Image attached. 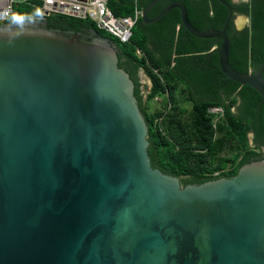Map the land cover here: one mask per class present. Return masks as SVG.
<instances>
[{"label":"water","instance_id":"1","mask_svg":"<svg viewBox=\"0 0 264 264\" xmlns=\"http://www.w3.org/2000/svg\"><path fill=\"white\" fill-rule=\"evenodd\" d=\"M158 1L145 23L178 8L189 33L220 40L222 73L264 99V62L229 64L231 12L201 31L178 1L147 18ZM73 33L0 28V264H264V159L181 187L151 165L115 50Z\"/></svg>","mask_w":264,"mask_h":264},{"label":"trees","instance_id":"2","mask_svg":"<svg viewBox=\"0 0 264 264\" xmlns=\"http://www.w3.org/2000/svg\"><path fill=\"white\" fill-rule=\"evenodd\" d=\"M107 1L117 16L134 11V0ZM151 1L136 0V5L143 9ZM173 1L185 6L189 21L201 31L221 29L232 13L226 33L229 64L234 70L255 72L264 62V0H159L147 18ZM36 11L19 6L4 24L19 23ZM237 14L249 17L241 29L234 24ZM43 24L38 26L75 33L100 30L92 21L64 15L48 16ZM109 39L117 46L118 66L133 81V94L148 128L147 152L153 167L178 176L182 184H199L227 176L230 171L236 174L243 164L264 159V99L253 87L222 73L214 48L220 44L218 38L189 33L175 7L155 22L139 18L128 42ZM140 68L151 81L145 97L138 78ZM181 98L188 101V107L180 104ZM214 105L222 107L217 120L208 112Z\"/></svg>","mask_w":264,"mask_h":264},{"label":"built area","instance_id":"3","mask_svg":"<svg viewBox=\"0 0 264 264\" xmlns=\"http://www.w3.org/2000/svg\"><path fill=\"white\" fill-rule=\"evenodd\" d=\"M22 5L37 11L33 16H23L21 22L42 23L51 15L89 20L98 29L106 31L122 43L129 41L131 30L141 16V10L136 5L132 15L117 16L109 8L107 0H0V25L13 14L15 8ZM137 53H140V50H137ZM153 71L158 74L157 69ZM208 112L222 114V108L209 107Z\"/></svg>","mask_w":264,"mask_h":264},{"label":"flooded vegetation","instance_id":"4","mask_svg":"<svg viewBox=\"0 0 264 264\" xmlns=\"http://www.w3.org/2000/svg\"><path fill=\"white\" fill-rule=\"evenodd\" d=\"M42 25H44V24H42ZM1 27H36V28H39V26H38V24L37 23H26V22H19V23H16V24H9V23H7V24H4L3 26H1ZM0 27V28H1ZM60 31V30H59ZM78 33H81V32H78ZM73 34H76L75 32L73 33ZM81 34H84V35H88V36H90V37H92V38H95V39H98V40H101V41H104L105 43H108V45H110L115 51V54H116V56H117V46H116V44L112 41V40H110L109 38H107V37H105V36H103V35H101V34H91V33H89V34H87V33H81ZM104 39V40H103ZM138 78H139V83H140V87H141V89L144 87V85H143V81L141 80V76H140V74L138 73ZM262 150L264 151V147H262ZM181 183V182H180ZM181 185V187H183V186H185L186 184H180Z\"/></svg>","mask_w":264,"mask_h":264},{"label":"rangeland","instance_id":"5","mask_svg":"<svg viewBox=\"0 0 264 264\" xmlns=\"http://www.w3.org/2000/svg\"><path fill=\"white\" fill-rule=\"evenodd\" d=\"M239 17L236 16V19H238ZM98 32H100L101 34H103L104 36H106L107 38H111V39H114L116 43H118L117 39H115L114 37L110 36L108 33L102 31V30H97ZM139 74L141 76V80L143 81V85L144 87L142 88V93H143V97H145V95L147 94V92L149 91V80H148V77L146 74H144V72L142 71V69L139 71ZM145 85H147V87H145ZM180 104L181 105H184V106H189V103L186 99H183L181 98L180 99ZM151 105V104H150ZM154 106H157V103H154L153 104ZM232 109L234 110V108L232 107ZM249 140H250V143H251V133H249Z\"/></svg>","mask_w":264,"mask_h":264},{"label":"clouds","instance_id":"6","mask_svg":"<svg viewBox=\"0 0 264 264\" xmlns=\"http://www.w3.org/2000/svg\"><path fill=\"white\" fill-rule=\"evenodd\" d=\"M135 1V5H136V0H134ZM246 1V0H245ZM107 3H108V1H107ZM137 6V5H136ZM135 7V6H134ZM138 8V7H137ZM140 10H141V15H142V9L141 8H139ZM112 11V10H111ZM133 14V13H132ZM132 14H130V15H132ZM236 16H238V17H242V16H244L245 18H248L249 19V17L247 16V15H241V14H237ZM139 18H141V16L139 17ZM239 19V18H238ZM237 19H236V17L234 18V24H235V21H236ZM239 22H240V20H239ZM26 23H37L38 25H42L43 24V22L42 23H39V22H26ZM240 23H242V26L244 27L245 25H247L249 22H245V21H243V20H241V22ZM2 25H4V23L2 24ZM241 29V28H240ZM101 30V29H100ZM97 31H92V32H90L91 34L93 33V34H95ZM98 34H100L99 32H97ZM96 33V34H97ZM89 34V33H88ZM214 48H216L217 49V47H214ZM142 68H140L139 69V71L141 70ZM142 71L144 72V74H146L145 73V71L142 69ZM139 73V72H138ZM147 75V74H146ZM148 77V76H147ZM148 80H149V88L151 87V81H150V78L148 77ZM145 87H147V85H145ZM156 99V98H155ZM159 98H157L156 100H158ZM214 106H217V105H214ZM210 107H213V106H210ZM217 107H221V106H217ZM222 108V107H221ZM213 114V113H212ZM215 115V119L217 120V118L219 117V115H222V114H214ZM252 134V133H251ZM252 137V136H251Z\"/></svg>","mask_w":264,"mask_h":264},{"label":"bare ground","instance_id":"7","mask_svg":"<svg viewBox=\"0 0 264 264\" xmlns=\"http://www.w3.org/2000/svg\"><path fill=\"white\" fill-rule=\"evenodd\" d=\"M240 20V19H239Z\"/></svg>","mask_w":264,"mask_h":264}]
</instances>
